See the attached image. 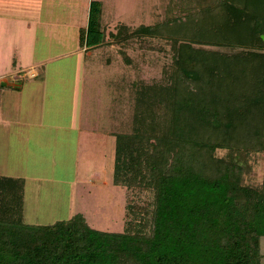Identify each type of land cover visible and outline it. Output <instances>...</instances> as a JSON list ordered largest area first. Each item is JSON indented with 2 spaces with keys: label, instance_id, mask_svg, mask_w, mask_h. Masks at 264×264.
<instances>
[{
  "label": "trees",
  "instance_id": "1",
  "mask_svg": "<svg viewBox=\"0 0 264 264\" xmlns=\"http://www.w3.org/2000/svg\"><path fill=\"white\" fill-rule=\"evenodd\" d=\"M100 6L88 4L81 46L104 40ZM116 29L121 46L166 58L116 139L123 229L80 214L26 224L22 180L0 176V264H261L264 184L243 176L264 152V0H167L158 21Z\"/></svg>",
  "mask_w": 264,
  "mask_h": 264
},
{
  "label": "rangeland",
  "instance_id": "2",
  "mask_svg": "<svg viewBox=\"0 0 264 264\" xmlns=\"http://www.w3.org/2000/svg\"><path fill=\"white\" fill-rule=\"evenodd\" d=\"M90 1L101 5L104 40L81 46L77 32L85 29ZM166 1L32 0L28 6L18 0L12 36L20 31L19 12L33 22L29 36L21 41L22 50L7 55L10 67L19 61L44 63L17 72L19 81L29 79L30 70L39 74L37 96L27 105L30 114L24 118L26 128L34 132L28 135L33 145H3L0 140V160L9 162L0 166V174L25 181L22 216L26 224L50 225L80 214L93 230L122 231L126 193L113 183L116 139L130 129L138 83L156 79L166 58L148 50L147 43L138 48L137 40L121 46L113 35L119 25L132 29L158 21ZM5 105L0 103V112L6 111ZM17 107L25 110L24 103ZM72 121L78 130L70 127ZM248 165L243 183L264 184V152L249 157ZM259 254L264 264V237L259 239Z\"/></svg>",
  "mask_w": 264,
  "mask_h": 264
},
{
  "label": "crops",
  "instance_id": "3",
  "mask_svg": "<svg viewBox=\"0 0 264 264\" xmlns=\"http://www.w3.org/2000/svg\"><path fill=\"white\" fill-rule=\"evenodd\" d=\"M31 1L32 0H23L22 4H28L29 6L31 5ZM16 5H18L17 8ZM18 8H19L18 0H0V15H3V17L0 16V79L2 83L1 84L2 86H0V103L3 104L7 103V106L5 105L6 111L0 112V131L2 135V136L0 135V140L2 141V143H4L3 145H33V142H31L28 135L34 132H32L31 129L26 128V125L28 126V124L26 122V119L24 118L28 114H30V112L26 110L27 105L28 107H30L31 100L37 96L36 89L39 87L40 83L36 79L39 77V74H37L36 71L35 77L21 81H19L21 78H19V76L16 75L17 72L21 71L22 69L42 66L44 63L37 61L32 64L31 62H26L25 64H23L20 63L19 61V63H17L15 66L10 67V64L8 62L9 57H7V55L17 54L19 53V50H22L19 49L21 46V41L22 40L25 41L24 38L25 35L26 37L29 36L31 31L30 25H32L33 22V20H30L28 14H27L28 17H25L26 16L25 12L23 11L19 12L18 14L19 23H17V25L20 27L19 29L20 31L18 32L17 35L14 34V36H12V31L14 28L13 25H16L14 18H17L14 16V12ZM27 10L28 13L29 12L32 13V9H27ZM77 30L78 27L76 28V32ZM16 79L18 80L14 81ZM33 93H36V95L32 96ZM23 103L26 111L23 109L18 110L17 106H20L21 109L23 107ZM74 103L75 101L72 102L71 106L74 107ZM1 107L2 106H0V108ZM70 113L73 112L71 111ZM71 125H72L70 126L71 128L74 127L75 130H78L77 125H75L74 121L71 122ZM35 144L37 145L38 142L35 141ZM8 164L9 162L6 158L0 160V166L7 167ZM0 176L21 179L19 177L9 176L8 174L7 175L0 174ZM24 188L25 186L23 184L22 203L24 202L23 201Z\"/></svg>",
  "mask_w": 264,
  "mask_h": 264
},
{
  "label": "built area",
  "instance_id": "4",
  "mask_svg": "<svg viewBox=\"0 0 264 264\" xmlns=\"http://www.w3.org/2000/svg\"><path fill=\"white\" fill-rule=\"evenodd\" d=\"M27 76L30 77V78H32V77H35L36 76V73H35L34 70H30V71H28Z\"/></svg>",
  "mask_w": 264,
  "mask_h": 264
},
{
  "label": "water",
  "instance_id": "5",
  "mask_svg": "<svg viewBox=\"0 0 264 264\" xmlns=\"http://www.w3.org/2000/svg\"><path fill=\"white\" fill-rule=\"evenodd\" d=\"M261 39H262V41H264V37L263 36H261Z\"/></svg>",
  "mask_w": 264,
  "mask_h": 264
}]
</instances>
